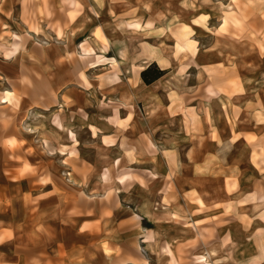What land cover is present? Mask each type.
I'll use <instances>...</instances> for the list:
<instances>
[{
    "label": "crops",
    "instance_id": "obj_1",
    "mask_svg": "<svg viewBox=\"0 0 264 264\" xmlns=\"http://www.w3.org/2000/svg\"><path fill=\"white\" fill-rule=\"evenodd\" d=\"M261 7L252 27L242 24L248 33L210 36L189 52L182 68L191 71L185 92L194 110L183 135L164 138L168 166L166 158L143 160L146 151L134 139L139 130L112 120L120 108L107 115V84L103 90L90 81L94 66L76 57V12L69 18L71 9L53 0H0V264H157L151 249L159 246L165 213L178 216L182 208L174 198L160 211L153 196L178 189L182 174L205 165L220 148L213 137L220 130L264 135ZM6 92L11 96L3 99ZM183 147L186 163L178 169ZM209 176L191 177L189 187L198 193L193 180ZM136 187L146 197L131 209L123 201Z\"/></svg>",
    "mask_w": 264,
    "mask_h": 264
},
{
    "label": "rangeland",
    "instance_id": "obj_2",
    "mask_svg": "<svg viewBox=\"0 0 264 264\" xmlns=\"http://www.w3.org/2000/svg\"><path fill=\"white\" fill-rule=\"evenodd\" d=\"M53 1L66 11L71 9L69 18L78 14L73 41L76 57L94 66L87 73L90 81L98 87L107 84L112 102L105 105L107 115L120 108V117L112 120L123 130H139L134 139L146 151L143 160L157 156L163 162L166 158L168 166L164 138L182 134L184 122L194 110L185 92L191 71L182 68L189 52L205 46L210 36L224 33L239 38L248 33L242 24L252 27V13L264 6V0ZM154 66L165 74L146 84L141 73ZM87 90L93 91L92 85L87 83ZM3 96L8 99L11 93ZM90 129L96 130L95 125ZM220 131V138L217 133L213 136L220 148L205 165L182 174L178 189L173 185L153 196L152 203L160 211L174 198L178 209L182 208L178 216L165 213L167 222L162 220L159 246L151 249L157 264H264V135ZM69 134L74 137L72 131ZM184 151L183 147L177 154L178 169L185 166ZM208 174L193 180L202 197L209 195L210 203H203L187 180ZM127 177L118 179L123 182ZM126 195L123 203L131 209L146 197L137 187ZM250 207L254 214H249Z\"/></svg>",
    "mask_w": 264,
    "mask_h": 264
},
{
    "label": "trees",
    "instance_id": "obj_3",
    "mask_svg": "<svg viewBox=\"0 0 264 264\" xmlns=\"http://www.w3.org/2000/svg\"><path fill=\"white\" fill-rule=\"evenodd\" d=\"M154 67H155V69L149 67L141 73L142 79L146 84L153 83L154 81L158 80L159 78H161L165 74L164 70H162L156 66H154Z\"/></svg>",
    "mask_w": 264,
    "mask_h": 264
},
{
    "label": "bare ground",
    "instance_id": "obj_4",
    "mask_svg": "<svg viewBox=\"0 0 264 264\" xmlns=\"http://www.w3.org/2000/svg\"><path fill=\"white\" fill-rule=\"evenodd\" d=\"M2 98H3V99H6V96H2ZM58 126H59V127H61V126H62V124H61V123H59V124H58ZM65 147H66V146L64 145V146H63V148H65ZM68 147H69V146H68ZM146 214H147V213H146Z\"/></svg>",
    "mask_w": 264,
    "mask_h": 264
}]
</instances>
